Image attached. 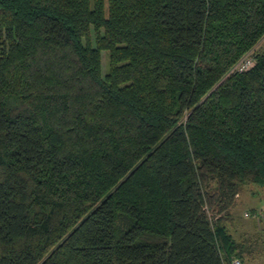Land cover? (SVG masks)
I'll use <instances>...</instances> for the list:
<instances>
[{
  "label": "trees",
  "instance_id": "trees-1",
  "mask_svg": "<svg viewBox=\"0 0 264 264\" xmlns=\"http://www.w3.org/2000/svg\"><path fill=\"white\" fill-rule=\"evenodd\" d=\"M263 40L264 0H0V264L251 261Z\"/></svg>",
  "mask_w": 264,
  "mask_h": 264
},
{
  "label": "rangeland",
  "instance_id": "rangeland-1",
  "mask_svg": "<svg viewBox=\"0 0 264 264\" xmlns=\"http://www.w3.org/2000/svg\"><path fill=\"white\" fill-rule=\"evenodd\" d=\"M264 41V40H263ZM263 41H260L259 45H263ZM258 45V46H259ZM259 46V47H260ZM106 62V58L104 57L103 63ZM105 66V65H104ZM251 208H256L257 211H264V187L256 185V184H246L244 185L240 196L237 198V201L232 208L233 212H236L239 215L246 210L249 211ZM260 246L264 248V239H260ZM264 262V258H260L256 261L247 264H262Z\"/></svg>",
  "mask_w": 264,
  "mask_h": 264
},
{
  "label": "crops",
  "instance_id": "crops-1",
  "mask_svg": "<svg viewBox=\"0 0 264 264\" xmlns=\"http://www.w3.org/2000/svg\"><path fill=\"white\" fill-rule=\"evenodd\" d=\"M249 210L256 211V208H251ZM244 212L242 213V215H239L236 212L232 211L235 217V224L234 227L231 228V232L235 235L247 232L252 236H257L256 242L253 245V249L255 250L253 259L254 261H256L262 257L264 258V248L260 246V239H264V223H260L261 225H259V223L255 219L244 217ZM260 228H263V230ZM253 259L249 261V263L253 262ZM262 264H264V262H262Z\"/></svg>",
  "mask_w": 264,
  "mask_h": 264
},
{
  "label": "built area",
  "instance_id": "built-area-1",
  "mask_svg": "<svg viewBox=\"0 0 264 264\" xmlns=\"http://www.w3.org/2000/svg\"><path fill=\"white\" fill-rule=\"evenodd\" d=\"M254 64V57H253V52H248L245 56H243L230 70V72L233 71H238V72H243L248 70L250 67H252ZM244 217L246 218H253L256 221H261L264 223V211H245L244 212ZM231 264H247L241 259L234 257L231 260Z\"/></svg>",
  "mask_w": 264,
  "mask_h": 264
}]
</instances>
